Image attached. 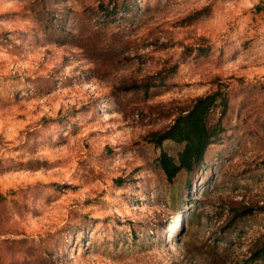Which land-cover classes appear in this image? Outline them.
<instances>
[{"label":"rangeland","instance_id":"rangeland-1","mask_svg":"<svg viewBox=\"0 0 264 264\" xmlns=\"http://www.w3.org/2000/svg\"><path fill=\"white\" fill-rule=\"evenodd\" d=\"M213 98L202 161L162 134ZM264 0H0V264H264Z\"/></svg>","mask_w":264,"mask_h":264},{"label":"trees","instance_id":"trees-1","mask_svg":"<svg viewBox=\"0 0 264 264\" xmlns=\"http://www.w3.org/2000/svg\"><path fill=\"white\" fill-rule=\"evenodd\" d=\"M212 101L211 96L197 98L191 109L179 116L162 134L161 140L184 143V148L176 160L166 154L159 157L160 167L168 180H172L180 170L192 171L202 161L211 139L207 116ZM255 255L264 259V240Z\"/></svg>","mask_w":264,"mask_h":264}]
</instances>
